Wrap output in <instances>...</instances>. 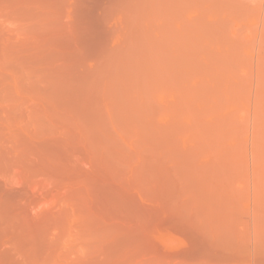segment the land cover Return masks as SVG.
<instances>
[{"label": "rangeland", "instance_id": "obj_1", "mask_svg": "<svg viewBox=\"0 0 264 264\" xmlns=\"http://www.w3.org/2000/svg\"><path fill=\"white\" fill-rule=\"evenodd\" d=\"M202 1L0 0V264H264V0Z\"/></svg>", "mask_w": 264, "mask_h": 264}, {"label": "bare ground", "instance_id": "obj_2", "mask_svg": "<svg viewBox=\"0 0 264 264\" xmlns=\"http://www.w3.org/2000/svg\"><path fill=\"white\" fill-rule=\"evenodd\" d=\"M175 1L177 2V0H175ZM183 1H184V0H183ZM187 1L190 2L191 0H187ZM198 1H199V0H198ZM201 1H202V0H201ZM173 2H174V1H173ZM179 2H180V1H179ZM179 2H178V3H179ZM178 3H175V4L178 5ZM185 3H186V1H185ZM201 3L203 4V1H202ZM169 4H170V2H169ZM194 4H195V3H194ZM189 5H190V4H189ZM197 5H198V4H197ZM200 5H201V4H200ZM200 5H199V6H200ZM208 5H209V4H208ZM182 6H184V5H182ZM185 6H187V4H186ZM193 6H194V5H193ZM203 6H205V4H204ZM176 7H177V6H176ZM195 7H198V6H195ZM211 7H213V6H211ZM168 8L170 9V7H168ZM187 8H188V7H187ZM189 8H190V7H189ZM189 8H188V9H189ZM204 8H206V7H204ZM228 8L231 9L230 7H228ZM180 9H181V6H180ZM183 9H184V7H183ZM191 9H192V8H191ZM191 9H190V10H191ZM184 10H186V9H184ZM203 10H205V9H203ZM224 10H225V9H224ZM226 10H228V9H226ZM231 10L233 11V9H231ZM231 10H230V11H231ZM169 11H170V15H172V14H171V13H172L171 10H169ZM181 11H182V10H181ZM198 11H199V10H198ZM198 11H197L196 13H198ZM206 11H207V10H206ZM219 11H220V10H219ZM219 11H218V12H219ZM200 12H201V8H200ZM200 12H199V13H200ZM204 12H205V11H204ZM220 12L222 13V11H220ZM223 12H224V11H223ZM228 12H229V11H228ZM236 12H237V11H236ZM179 13H180V12H179ZM187 13H188V12H187ZM189 13H191V12H189ZM189 13H188V14H189ZM201 13H202V12H201ZM233 13H234V12H233ZM181 14H183V13L181 12ZM184 14H185V12H184ZM184 14H183V15H184ZM218 14H219V13H218ZM227 14H228V13H227ZM229 14H230V12H229ZM183 15H181V16H183ZM200 15H201V14H200ZM202 15H203V14H202ZM224 15L226 16V14H224ZM230 15H231V14H230ZM175 16L178 17V15H175ZM203 16L205 17L206 14L203 15ZM203 16H202V17H203ZM207 16H209V15H207ZM218 16H219V15H218ZM176 17H175V18H176ZM220 17H221V16H220ZM220 17H219V19H220ZM227 17H228V16H227ZM237 17H239V14L237 15ZM171 18H172V16H171ZM179 18H180V15H179ZM179 18H176V20H177V19L179 20ZM182 18H183V17H182ZM182 18H181V19H182ZM196 18H197V17H196ZM233 18H234V17H233ZM173 19H174V18H173ZM203 19H205V18H203ZM228 19H229V18H228ZM239 19H241V17H240ZM234 20H235V19H234ZM172 21H173V20H172ZM174 21H175V20H174ZM174 21H173V22H174ZM185 21H186V20H185ZM192 21H193V20H192ZM192 21H191V23H192ZM195 21H196V20H195ZM219 21H221V20H219ZM181 22H184V21H181ZM181 22H180V23H181ZM193 22H194V21H193ZM196 22H197V21H196ZM177 23H178V22H177ZM184 23H185V22H184ZM184 23H182V25H183ZM191 23H190V24H191ZM205 23H206V22H205ZM216 23H217V22H216ZM216 23H215V25H216ZM222 23H223V26H227L226 24H228V22H227V23L222 22ZM224 23H225V25H224ZM198 24H199V23H198ZM198 24L195 25V24L193 23V25L196 26L195 29H197V25H198ZM210 24H211V23H210ZM212 24H213V22H212ZM236 24H237V22H236ZM177 25H178V24H177ZM179 25H180V24H179ZM200 25L202 26V24H200ZM200 25H199V26H200ZM205 25H208V23H206ZM231 25H233V24H231ZM180 26H181V25H180ZM201 26H200V27H201ZM208 26H209V25H208ZM208 26H207V29H208ZM211 26H212V25H211ZM229 26H230V25H228L227 28H229ZM238 26H239V25H238ZM238 26H236V27H238ZM162 27H163V26H162ZM170 27H171V25H170ZM183 27H187V28H188L189 26H187V24H186V25L183 26ZM183 27H182V28H183ZM202 27H203V26H202ZM216 27L219 28V26H216ZM241 27H242V26H241ZM241 27H240L239 29H241ZM189 28H191V27H189ZM192 28H194V26H193ZM205 28H206V27H203V30H204ZM210 28L212 29V27H210ZM214 28H215V26H214ZM230 28L232 29L231 26H230ZM183 29H184V28H183ZM199 29H200V28H199ZM207 29H205V30H207ZM239 29L236 28V32H237V30H239ZM157 30H158V28H157ZM184 30L186 31L187 29L185 28ZM184 30H183V31H184ZM200 30H201V29H200ZM200 30H199V31H200ZM203 30H201V31L203 32ZM205 30H204V31H205ZM213 30H214V29H213ZM216 30H217V29H216ZM233 30H235V29H233ZM243 30H244V29H243ZM188 31H189V30H188ZM188 31H186V32H188ZM192 31H194V30L192 29ZM195 31H197V30H195ZM199 31H197V32H199ZM201 31H200V32H201ZM207 31H209V30H207ZM210 31H211V30H210ZM214 31H215V30H214ZM214 31H213V33H214ZM227 31L229 32L230 29L227 30ZM241 31H242V30H241ZM244 31H245V30H244ZM159 32H160V31H159ZM186 32H185V33H186ZM202 32H201V33H202ZM215 32H217V31H215ZM218 32H219V31H218ZM218 32H217V33H218ZM228 32H227V34H228ZM238 32H239L238 35L240 36V35H241V34H240V31H238ZM157 33H158V31H157ZM160 33H161V32H160ZM160 33H158V34H160ZM188 33H189V32H188ZM201 33H200V34H201ZM204 33H205V32H204ZM209 33H210V32H208L207 34H209ZM211 33H212V32H211ZM211 33H210V34H211ZM213 33H212V34H213ZM229 33H230V32H229ZM232 33H233V31H232ZM158 34H157V35H158ZM215 34H216V33H215ZM215 34H213V35H215ZM230 34H231V33H230ZM168 35H169V33H168ZM170 35H172V34H170ZM183 35H184V34H183ZM189 35H190V33H189ZM205 35H206V34H205ZM216 35H217V34H216ZM222 35H224V34H222ZM235 35H236V34H235ZM238 35H237V36H238ZM246 35H247V33H246ZM191 36H192V35H191ZM206 36L208 37V35H206ZM206 36H204V37H206ZM220 36H221V35H220ZM227 36H228V35H227ZM227 36H226V37H227ZM161 37H162V36H161ZM168 37H169V36H168ZM177 37H178V36H177ZM223 37H224V36H222V38H223ZM242 37H243V36H242ZM242 37H239L240 40H243ZM158 38H159V37H158ZM173 38H176V37L173 36ZM173 38H172V40H173ZM162 39H163V38H162ZM202 39H203V38H202ZM202 39H199V40H202ZM206 39H207V38H206ZM223 39H225V38H223ZM230 39H231V36H230ZM233 39H234V37H233ZM180 40H181V39H180ZM186 40H187V39H185V41H186ZM214 40H215V39H213V41H209V40H208V41H209V44H210V42H216V41H214ZM226 40H229V39L226 38L225 41H226ZM234 40H235V39H234ZM237 40H238V37L236 38V41H237ZM177 41H178V40H177ZM230 41H233V40L231 39ZM157 42H158V40H157ZM159 42H160V41H159ZM173 42H174V41H173ZM173 42H172V43H173ZM187 42H188V41H187ZM187 42H186V43H187ZM192 42H193V41H192ZM194 42H195V41H194ZM241 42H242V41H241ZM170 43H171V42H170ZM180 43H181V42H180ZM188 43H189V42H188ZM190 43H191V42H190ZM190 43H189L188 45H190ZM206 43H207V42H206ZM218 43H219V42H218ZM230 43H231V42H230ZM234 43H235V42H234ZM236 43L239 45L240 41H237ZM242 43H243V42H242ZM242 43H241V45H243ZM177 44H179V43H177ZM177 44H173L172 47H173V48L176 47L175 45H177ZM192 44H193V43H192ZM232 44H233V42L231 43V46H232ZM160 45H161V44H160ZM160 45H159V46H160ZM168 45H170V44L168 43ZM195 45H196V44H195ZM156 46H158V44H156ZM190 46H191V48H192V45H190ZM193 46H194V44H193ZM219 46H220V45H219ZM229 46H230V45H229ZM231 46H230V48H231ZM233 46H234V45H233ZM236 46H237V45H235V47H236ZM239 46H240V45H239ZM239 46H238V47H239ZM162 47H163V45H162ZM164 47H165V46H164ZM177 47H178V45H177ZM195 47H196V46H195ZM203 47H205V46H203ZM203 47H202V49H203ZM157 48H158V47H157ZM166 48H167V47H166ZM182 48L185 49L186 47L184 46V47H182ZM197 48H198V46H197ZM197 48H196V49H197ZM207 48H209V47H207ZM225 48H226V47H225ZM184 49H182V50H184ZM196 49L193 48V51L196 50ZM205 49H206V48H205ZM239 49H242V48H239ZM243 49H244V47H243ZM156 50H157V49H156ZM179 50H181V49H179ZM198 50H199L198 52L200 53V55H201V53H204V50H203V52H200V49H198ZM206 50H207V49H206ZM214 50H215V48H214ZM214 50H212V51H214ZM228 50H230V49H228ZM231 50H234V49L231 48ZM231 50H230V51H231ZM235 50H236V48H235ZM177 51H178V50H177ZM177 51H176V52H177ZM184 51L186 52V50H184ZM196 51H197V50H196ZM220 51H222V50H220ZM230 51H229V52H230ZM244 51H245V49H244ZM160 52H161V50H160ZM160 52H157V54L160 53ZM168 52H169V51H168ZM188 52H189V50H188ZM215 52H217V51H215ZM215 52H214V53H215ZM232 52H233V51H232ZM236 52H237V54L240 53V52L238 53L237 50H236ZM171 53H172V52H171ZM171 53H170V54H171ZM173 53H174V52H173ZM186 53H187V52H186ZM186 53H185V54H186ZM189 53H191V52H189ZM210 53H212V52L210 51ZM214 53H212V54H213L212 57H214V55H215ZM221 53H222V52H220V54H221ZM234 53H235V52H234ZM234 53H233V56H234ZM168 54H169V53H167V55H168ZM195 54H196V55H195ZM195 54H194V52H193V56H195V58H198V57H197V54H198V53L195 52ZM220 54L217 53V54H216L217 57H219ZM222 54H223V53H222ZM159 55H160V54H159ZM159 55H158V56H159ZM186 55H187V54H186ZM191 55H192V54H191ZM191 55H189V56H191ZM202 55H203V54H202ZM204 55H208V54H207V53H204ZM204 55H203V56H204ZM216 55H215V56H216ZM218 55H219V56H218ZM230 55H231V54H230ZM235 55H236V53H235ZM240 55H241V54H240ZM170 56H171V55H170ZM203 56H201V57H203ZM223 56H224V55H223ZM231 56H232V55H231ZM231 56H229V57H231ZM233 56L231 57V59L235 57V56H234V57H233ZM159 57H161V56H159ZM171 57H172V56H171ZM171 57H170V59H172ZM206 57H207V56H206ZM208 57H209V58L211 57L210 54L208 55ZM208 57H207V58H208ZM212 57H211V58H212ZM236 57H238V55H236ZM161 58H162V57H161ZM176 58L179 59V57H176ZM183 58H184V57H183ZM204 58H205V57H204ZM209 58H208V59H209ZM211 58H210V59H211ZM239 58L242 59V56L239 57ZM167 59L169 60V56H168ZM221 59H222V58H221ZM221 59H218V60H221ZM241 59H240V60H241ZM160 60H162V59H160ZM183 60H184V59H183ZM183 60L181 61V63H183ZM206 60H207V59H206ZM212 60H213V58H212ZM212 60H210V61H212ZM216 60H217V58H216ZM218 60H217V62H218ZM225 60H226V59H225ZM171 61H172V60H171ZM186 61H187V62H186L185 64L189 63L188 60H186ZM226 61H227V60H226ZM233 61H234V60H233ZM157 62H158V61H156L155 63H157ZM169 62H170V61H169ZM177 62H178V61H177ZM206 62H207V61H206ZM208 62H209V61H208ZM208 62H207V63H208ZM215 62H216V61H214V64H213L214 69H213L212 66L210 65L212 62H211V63H208L209 67L212 68V69L214 70V72H215V69H217L216 72L219 71V70H221V69L224 70V68H222V67L220 68V66H219V67L216 66L215 64H217V63H215ZM224 62H225V61H224ZM224 62H223V63H224ZM235 62H237V60H235ZM159 63H160V62H159ZM159 63H158V64H159ZM162 63H164V62H162ZM162 63H161V64H162ZM193 63H194V66L197 65V64L195 65V62H193ZM207 63H206V64H207ZM219 63H220V62H218V64H219ZM223 63H222V60H221V64H223ZM243 63H244V59H243ZM243 63H242V61H241L239 64H243ZM158 64H157V65H158ZM161 64L158 65V66H156V68L160 67ZM178 64H179V62H178ZM178 64H176V65H178ZM200 64H201V63H200ZM218 64H217V65H218ZM221 64H220V65H221ZM226 64H227V63H226ZM226 64H225V65H226ZM234 64H235V63H234ZM236 64H237V63H236ZM183 65H184V64H183ZM187 65H188V64H187ZM230 65H232V64L230 63ZM169 66H170V65H169ZM178 66H179V65H178ZM189 66H190V68H191V67H192V64H190ZM201 66H202V64H201ZM222 66H224V65H222ZM226 66H227V67H225V70L228 69V64H227ZM162 67H163V66H162ZM170 67H171V66H170ZM170 67H169V69H170ZM184 67H185V65H184ZM196 67H198V66H196ZM215 67H217V68H215ZM239 67H240V66H237V68H239ZM163 68H164V67H163ZM163 68H161V69H163ZM190 68H189V69H190ZM192 68H193V67H192ZM233 68L237 69L236 67H233ZM241 68L243 69V67H240V68H239V70H238L239 73H241V72H240V71H241ZM189 69H188V70H189ZM193 69L195 70V68H193ZM193 69H191V70H193ZM203 69H204V68H203ZM230 69H231V68H230ZM230 69H229V71L227 70V71H224V72H230V71H231ZM181 70H182V69H181ZM191 70H189V71H191ZM171 71H172V69H171ZM235 71H236V70H235ZM173 72H174V70H173ZM178 72H180V70H179ZM203 72H204V71H203ZM203 72H202V74H203V76H204V73H203ZM206 72H208V71L206 70ZM160 73H161V71L158 72L157 74H158V75H161ZM163 73H166V72H165V69H164V72H163ZM195 73H196V72H195ZM217 73L220 75V72H217ZM239 73H238V74H239ZM157 74H156V75H157ZM190 74H191V72H190ZM196 74H197V73H196ZM196 74H195V75H196ZM199 74L202 76V74L200 73V69H199ZM205 74H207V73H205ZM208 74H209V73H208ZM208 74H207V75H208ZM214 74H215V73H214ZM214 74H212V75H214ZM230 74H231V73H228V74H227V77H228V78H230V77L233 78V75H235L234 73H233L232 76H231ZM158 75H157V76H158ZM171 75H172V73H171ZM192 75H193V73H192L191 75H189V76L192 77ZM197 75H198V74H197ZM197 75H196V76H197ZM200 75H198L197 80H198V78H199ZM210 75H211V74H210ZM216 75H217V74H216ZM224 75H225V74H224ZM224 75H222V76L224 77ZM228 75H229L230 77H229ZM164 76H165V78H166V77H167V74H166V75L164 74ZM172 76H174V75H172ZM172 76H171V77H172ZM189 76H187V77H189ZM193 76H194V75H193ZM208 76H209V75H208ZM208 76H207V77H208ZM235 76L237 77L238 75L236 74ZM155 77H156V76H155ZM159 77H160V79L162 80V78H161L162 76H159ZM168 77H169V76H168ZM175 77H176V76H175ZM209 77H211V76H209ZM209 77H208V78H209ZM218 77H219V76H218ZM225 77H226V76H225ZM236 77H235V79H236ZM239 77H241V76L239 75ZM239 77H237V80H236V81L238 82L237 85H239L240 81H241V83H242V81H245V80H242V79H246V78H240V79H239ZM177 78H178V77H176L175 80H177ZM194 78H195V76H194ZM213 78H217V76H216V77L214 76ZM228 78H227V79H228ZM155 79H157V78H155ZM166 79H167V78H166ZM209 79L212 80V77L209 78ZM218 79H219V78H218ZM238 79H239L240 81H238ZM161 80H160V81H161ZM179 80H180V79H179ZM179 80H177V83H176V82H175V83H176V84L181 83V82H178ZM197 80H196V81H197ZM200 80H201V82H200ZM211 80H210L208 83H210ZM215 80H216V79H213L212 81H215ZM160 81L158 80L157 83H159ZM180 81H182V79H181ZM184 81H185V79H184ZM202 81H205V80H202V79H199V80H198L199 83H204V82H202ZM224 81H225V79H224ZM233 81H234V80L232 79V82H231V83H233ZM189 82H190V81H189ZM189 82H186V81L184 82V85L186 84V85H185L186 90H187V91H188L189 89H190V90H193V91H191L192 93H194L193 95L197 94V93H198L197 91H196V92H197V93H196L194 89H191V88H193L194 86H190V84H188V85H189V86H188L189 88L186 87V86H187V83H189ZM216 82H217V81L213 82V83H212V86H214L213 84H215ZM218 82H219V81H218ZM218 82H217V84H218V86H219V85H220L219 83H222V82H219V83H218ZM246 82L248 83V80H246ZM161 83H162V81H161L159 84L161 85ZM172 83H173V82H172ZM172 83H171V84H172ZM206 83H207V82H205L204 84L208 87V85H207ZM226 83H229V82H226ZM162 84H163V83H162ZM171 84H170V85H171ZM182 84H183V83H182ZM204 84H203V85H204ZM210 84H211V83H210ZM243 84H244V82H243ZM157 85H158V84H157ZM157 85H156V82H155V86H157ZM163 85H165V84H163ZM163 85H162V87H163ZM199 85H201V84H199ZM199 85H198V86H199ZM228 85H230V84H227V87H226L225 82H224V86H225L227 89L224 90V88H223V89L220 90V91L223 92V90H224V92H225V91L227 92V90L229 91V89H230V92H233V91H234V92L236 93L235 89H236V90H237V89L240 90V87H241L240 85H239V86H240L239 88H238V87H237V88H234V87H233V89H232L233 91H232V90H231V87H232V86L230 85L231 87H230V86L228 87ZM237 85H235V86H237ZM246 85H247V84L245 83V86H246ZM180 86H181V85L179 84V87H180ZM182 86H183V85H182ZM206 86H205V87H206ZM218 86L215 85L213 88H216V87H218ZM233 86H234V84H233ZM164 87H167V89L172 90V92L175 91V90H173V88H172L173 86H172V87L170 86L172 89H171V88H168V86H166V85H165ZM164 87H163V88H164ZM195 87H196V86H195ZM195 87H194V88H195ZM199 87H200V86H199ZM160 88H161V86H159V89H160ZM182 88H184V86H183ZM182 88H181V89H182ZM210 88H211V86L209 87V89H210ZM219 88H222V87H218V88H216V89L219 90ZM228 88H229V89H228ZM195 89H196V88H195ZM244 89L246 90V88H244ZM160 90H163V89H160ZM186 90L181 91V93H180V92L177 91V89H176L175 92L178 93L177 95H178L179 97H180V96L183 97V98H184V101H185V98L187 97V96L185 97V94L187 93V92H185ZM190 90H189V91H190ZM198 90H199V89H198ZM245 90H243V91H245ZM199 91H200V92H199L197 95H199L200 93H202V92H201V89H200ZM210 91H211V90H210ZM220 91H218V95H219V92H220ZM241 91H242V87H241V90H240V91H237V93L240 94ZM168 92H169V91H168ZM168 92H167V94H168ZM175 92H174V93H175ZM182 92H183V95H179V94H182ZM214 92H215V91H214ZM226 92H225V93H226ZM230 92H228V95H227V93H226V95H225V93H222V94H224V96H229V97H230L229 94H234V93H230ZM216 93H217V92H216ZM237 93H236V94H237ZM156 94L158 95L157 92H156ZM163 94H164V93H163ZM189 94H190V92H189ZM202 94H203V93H202ZM205 94H206V93H204V95H201V94H200V95H201V100L204 99V98L206 99V97H209V98H210V96H211V97H212V96L214 97V95H215V94H213V95L210 94V95H206V97H205ZM236 94H234V95L237 96ZM157 95H156V96H157ZM186 95H187V94H186ZM190 95H192V94H190ZM190 95L188 96L190 99H188L189 101H188V100H187V101H188L189 103H193V102H195V101H193V102L191 101L192 99H191ZM193 95H192V96H193ZM216 95H217V94H216ZM218 95L215 96V97L218 98ZM159 96H161V95L159 94ZM170 96H171V95H170ZM224 96H223L222 98H224ZM181 97H180V98H181ZM193 97H194V96H193ZM197 97L199 98V96H196V97H194V99H196ZM202 97H203V98H202ZM213 97H212V98H213ZM238 97H240V96H238ZM156 98H157V97H156ZM183 98H181V99H183ZM198 98H197L196 101H198ZM212 98H210V99H212ZM222 98H221V99H222ZM225 98H226V97H225ZM235 98H236V97H235ZM186 99H187V98H186ZM199 99H200V98H199ZM205 99H204V100H205ZM213 99H214V98H213ZM175 101H176V100H175ZM187 101H186V102H187ZM190 101H191V102H190ZM206 101H207V99H206ZM213 101L215 102V100H213ZM213 101H212V102H213ZM221 101H222V100H221ZM228 101H230L231 103H232V102L235 103V101H232V99H230V98H228ZM236 101H237V100H236ZM176 102H178V101H176ZM198 102H199V101H198ZM198 102H195L194 105L188 103V105H189V107H190L191 109H193L192 106L195 107V104L198 103ZM209 102H211V100H210ZM174 103H175V102H174ZM174 103L172 104L171 102H169V107L171 106V110H172V111L174 110V109L172 108V107H173L172 105H174L175 107L177 106V105H176L177 103H175V104H174ZM199 103H200V102H199ZM205 103H206V102H205ZM207 103H208V102H207ZM216 103L218 104L217 101H216ZM219 103H221V102L219 101ZM225 103H226V102H225ZM225 103H224V104H225ZM170 104H172V105H170ZM208 104H209V103H208ZM221 104H223V102H222ZM224 104H223V105H224ZM235 104H236V103H235ZM178 105H179V103H178ZM190 105H191V106H190ZM198 105H200V104H198ZM219 105H220V104H219ZM231 105H234V104H231ZM231 105H230V106H231ZM210 106H212V104H211ZM220 106H221V105H220ZM224 106H226V105H224ZM230 106H229V107H230ZM175 107H174V108H175ZM221 107H222V106H221ZM178 108L180 109V108H181V105H179ZM203 108H204V106H203ZM219 108H220V107H219ZM158 109H159V108H158ZM186 109H187V107H186ZM186 109H184V110H186ZM195 109H196V107H195ZM204 109H206V108H204ZM227 109H228V108H227ZM168 110H169V109H168ZM171 110H170V111H171ZM196 110H198V109H196ZM196 110H192V112H193V111H196ZM202 110H203V109H201V112H200L199 114H198L199 110H198V112L196 111V112H197V113H196V114H197L196 118L200 117V116H201V113H202L203 116H205V114H208V112L206 111L207 109L203 111V112H205V114H203ZM172 111H171V112H172ZM186 111H188L189 113L191 112V110L189 111L188 109H187ZM186 111H184V112L182 111L181 113L184 115ZM171 112H169V114H170ZM178 112H179V111H178ZM178 112L176 111V113L178 114L177 117L179 116L180 118H182L183 116H180V115H182V114H181V113H178ZM206 112H207V113H206ZM159 113H160V117L163 116V115H161L162 113H161L160 111H159ZM173 113H174V112H173ZM189 113L187 114V115H188V118H187V119H190V118H191L190 115H189ZM217 113H218V112H217ZM219 113H220V112H219ZM179 114H180V115H179ZM192 114H193V113H192ZM192 114H191V116H193ZM196 114H195V112H194V116H193L194 118H191V122H190L191 125L194 126V127H195L196 125H194L195 123H193V122H196V121H194L193 119H195V115H196ZM210 114H211V112H210ZM210 114H209V116H210ZM212 114H214V113L212 112ZM171 115H172V113H171ZM198 115H199V116H198ZM215 115H216V114H215ZM226 115H228V114H226ZM232 115H234V113H233ZM232 115H231V119H230L231 122H232V120H233V119H232ZM172 116H173V118L175 117V119H172V121H173V120L176 121L177 119H178L179 121H181L179 118H176V115H172ZM185 116H186V114H185ZM185 116H184V117H185ZM209 116L207 115L206 117H209ZM189 117H190V118H189ZM220 117H221V116H220ZM225 117H226V116H225ZM229 117H230V114H229ZM201 118H202V117H201ZM201 118H198L199 121L196 119L198 124H199V123L202 124V123L200 122V120L202 121L203 118H202V119H201ZM204 118H205V117H204ZM216 118H217V117H216ZM178 120H177L176 124H179V123H180V122L178 123ZM192 120H193V122H192ZM211 120H212V119H211ZM214 120H216V119L214 118ZM217 120H218V118H217ZM228 120H229V119H228ZM228 120L226 119V121H228ZM220 121H221V119H220ZM226 121H225V122H226ZM203 122H204V121H203ZM221 122H224V119H223V121H221ZM221 122H220V123H221ZM192 123H193V124H192ZM211 123H212V122H211ZM227 123L229 124L230 121L227 122ZM203 124H204V123H203ZM208 124H209V122H208ZM215 124H216V123H215ZM218 124H219V123H217L216 126H217L218 128H220L221 125H218ZM228 124H227L226 126H229V125L231 126V124H229V125H228ZM181 125H184V126H185V124H181ZM204 125H205V124H204ZM210 125H211V124H210ZM213 125H214V124H213ZM175 126H177V125H175ZM178 126H180V124H179ZM205 126H209V125H207V123H206ZM219 126H220V127H219ZM226 126L224 125L223 127L226 128ZM197 127H198V126H197ZM197 127H196V128H197ZM211 127H212V126H211ZM211 127H209V128L211 129ZM157 128H160V127L157 126ZM228 128H229V127H228ZM158 130L160 131V129H158ZM182 130H183V128H182ZM197 130H199V128H197ZM200 130L202 131V129H200ZM226 130H227V129H226ZM228 130H229V129H228ZM184 131H185V130H184ZM211 131H212V129H211ZM214 131H215V130H214ZM185 132L187 133V129H186ZM188 132H189V131H188ZM217 132H218V131H215V133H217ZM160 133H161V131H160ZM199 133H202L203 135H205L203 132H200V131H199ZM205 133H206V132H205ZM210 133H211V132H210ZM220 133H221V132L217 133L216 135H219ZM206 134H207V133H206ZM186 135H187V134H185V136H186ZM190 136H191V135H190ZM190 136H188V138H191ZM205 136H207V135H205ZM210 138L213 139V137H210ZM214 138H216V137H214ZM218 138H220V136H218ZM207 139H209V138H207ZM207 139H206V140H207ZM190 140H191V141H190L189 143L193 144V143H192V142H193L192 139H190ZM196 140H197V141H196V144H197V142H200V141H198L199 139L196 138ZM213 141H214V140H213ZM213 141L211 140V142H213ZM201 142H205V140H203V141L201 140ZM208 142H209V140H208ZM215 142H216V140H215ZM184 143H186V142H184ZM186 144H187V143H186ZM186 144H185V145H186ZM198 144H199V143H198ZM205 145H206V143H205ZM208 145H209V143H207L206 146H208ZM192 146H194V145H192ZM198 146H199V145H198ZM203 146H204V145H203V143H202V147H203ZM209 146H210V148H211V145H209ZM209 146H208V147H209ZM202 147H201V148H202ZM214 147H215V146H214ZM191 148H192V147H191ZM203 148H205V146H204ZM206 148H207V147H206ZM210 148H209V151H210ZM217 148H218V147H217ZM185 149L187 150V149H190V148H189V147H186ZM212 149H213V147H212ZM227 149H228V148H227ZM227 149H226V150H227ZM194 150H195V149H194ZM205 150H206V149H205ZM215 150H216V148H215ZM203 151H204V150H203ZM227 151H229V149H228ZM191 152H192V151H191ZM191 152H190V153H191ZM216 152H217V151H216ZM187 153H188V152H187ZM200 153H201V152H200ZM205 153H206V152H205ZM214 153H215V152H213V153L211 152V154H213V155H211V156H217V155H214ZM226 153H227V152H226ZM181 154H182V151H181ZM207 154H208V152H207ZM199 155H200V154H199ZM199 155H197V156L199 157ZM193 156H194V155H193ZM209 156H210V152H209ZM195 157H196V156H195ZM183 158H184V157H183ZM205 158H206V157H205ZM225 158H226V157H225ZM179 159H180V158H179ZM179 159H178V162H179ZM184 159H185V158H184ZM192 159H194V158H192ZM196 159H197V158H196ZM211 159H213L212 162H215V161H216L215 158H211ZM219 160H220V159H219ZM219 160H218L217 163H219ZM182 162H183V161H182ZM202 162H203V161H202ZM208 162H210V161H208ZM180 163H181V160H180ZM217 163H216V164H217ZM190 164H191V163H190ZM192 164H193V163H192ZM204 164H205V163H204ZM207 164H208V163H207ZM210 164H211V163H210ZM216 164H211V165H216ZM220 164H221V161H220ZM185 165H187V164H185ZM221 165H222V164H221ZM221 165H220V166H221ZM198 166H199V165H198ZM216 166H219V164L216 165ZM180 167H182V166L180 165ZM184 167H185V166H184ZM192 167H193V166H192ZM199 167H200V166H199ZM189 168H190V167H189ZM212 168H213V167H212ZM187 169H188V167H187ZM210 169H211V168H210ZM179 170H181V169L179 168ZM184 170H185V169H184ZM212 170H213V169H212ZM193 171H195V170H193ZM193 171H192V172H193ZM200 171H201V169H200ZM189 172H191V170H190ZM189 172H188V173H189ZM197 172H198V170H197ZM208 172H210V171H208ZM211 172H214V170L211 171ZM188 173H187V174H188ZM195 173H196V171H195ZM200 173H201V172H200ZM183 174H185V173H183ZM187 174H186V175H187ZM196 174H197V173H196ZM209 174H210V173H209ZM179 175H180V174H179ZM191 175H192V174H191ZM210 175H212V174H210ZM211 177H212V176H211ZM214 177H215V176H214ZM196 178H197V177H196ZM209 178H210V177H209ZM179 179H180V178H179ZM187 179H188V178H187ZM198 179H199V178H198ZM202 179H203V177H202ZM212 179H213V178H212ZM200 180H201V179H200ZM204 180H205V179H204ZM184 181H185V180H184ZM194 181H195V180H194ZM213 181H214V180H213ZM187 182H188V181H187ZM215 182H216V181H214L213 183H215ZM184 183H185V182H184ZM194 183H195V182H194ZM185 184H186V183H185ZM186 185H187V184H186ZM212 186H213V185H212ZM183 188H184V187H183ZM190 188H191V187H190ZM208 188H209V186H208ZM216 188H218V187L216 186ZM216 188H215V189H216ZM194 190H195V189H194ZM212 195H213V194H212ZM185 196H186V195H185ZM195 196H196V195H195ZM180 197H181V196H180ZM191 198H192V197H191ZM182 201H183V200H182ZM183 204H184V203H183ZM183 211H184V210H183ZM180 216H181V215H180ZM186 226H187V225H186ZM189 228H190V227H189Z\"/></svg>", "mask_w": 264, "mask_h": 264}]
</instances>
